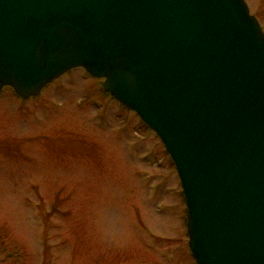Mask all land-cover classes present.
I'll return each mask as SVG.
<instances>
[{
	"label": "water",
	"instance_id": "1",
	"mask_svg": "<svg viewBox=\"0 0 264 264\" xmlns=\"http://www.w3.org/2000/svg\"><path fill=\"white\" fill-rule=\"evenodd\" d=\"M81 68L164 146L196 264H264V31L245 0H0V93Z\"/></svg>",
	"mask_w": 264,
	"mask_h": 264
},
{
	"label": "rangeland",
	"instance_id": "2",
	"mask_svg": "<svg viewBox=\"0 0 264 264\" xmlns=\"http://www.w3.org/2000/svg\"><path fill=\"white\" fill-rule=\"evenodd\" d=\"M101 84L74 69L35 98L2 90L0 264H195L171 160Z\"/></svg>",
	"mask_w": 264,
	"mask_h": 264
},
{
	"label": "trees",
	"instance_id": "3",
	"mask_svg": "<svg viewBox=\"0 0 264 264\" xmlns=\"http://www.w3.org/2000/svg\"><path fill=\"white\" fill-rule=\"evenodd\" d=\"M264 28V27H263Z\"/></svg>",
	"mask_w": 264,
	"mask_h": 264
}]
</instances>
